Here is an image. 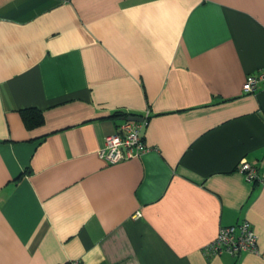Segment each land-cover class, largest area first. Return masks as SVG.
<instances>
[{"label": "crops", "instance_id": "0c3cea01", "mask_svg": "<svg viewBox=\"0 0 264 264\" xmlns=\"http://www.w3.org/2000/svg\"><path fill=\"white\" fill-rule=\"evenodd\" d=\"M263 70L264 0H0V264H264ZM245 221L257 255L205 254Z\"/></svg>", "mask_w": 264, "mask_h": 264}, {"label": "built area", "instance_id": "2783aa9c", "mask_svg": "<svg viewBox=\"0 0 264 264\" xmlns=\"http://www.w3.org/2000/svg\"><path fill=\"white\" fill-rule=\"evenodd\" d=\"M60 3H68L71 0H58ZM264 83V70L257 75H250L246 80L243 92L253 94ZM142 122L124 121L118 127L115 134L106 138L104 147L99 152V157L110 165H115L126 160L139 158L149 151L143 138V130L147 128L150 113L147 112ZM239 172L249 184H261L263 179L258 170L249 162L243 161L239 166ZM208 257H218L222 254H230L239 257L243 253L257 255L259 253L258 236L253 227L247 221L228 227H222L215 240L209 243L204 250ZM67 264H80L70 262Z\"/></svg>", "mask_w": 264, "mask_h": 264}, {"label": "trees", "instance_id": "16d2710c", "mask_svg": "<svg viewBox=\"0 0 264 264\" xmlns=\"http://www.w3.org/2000/svg\"><path fill=\"white\" fill-rule=\"evenodd\" d=\"M116 116L121 117L125 121V120H129V118L132 115H130V114L129 115L128 114H121L120 115L119 114ZM22 117H23L24 123L28 129H35L37 127L42 126L44 123L43 114L40 111L35 110V109H31V110L23 112Z\"/></svg>", "mask_w": 264, "mask_h": 264}, {"label": "water", "instance_id": "95a60500", "mask_svg": "<svg viewBox=\"0 0 264 264\" xmlns=\"http://www.w3.org/2000/svg\"><path fill=\"white\" fill-rule=\"evenodd\" d=\"M130 121H133V122H142L143 119L142 118H139V117H132V118H130Z\"/></svg>", "mask_w": 264, "mask_h": 264}]
</instances>
